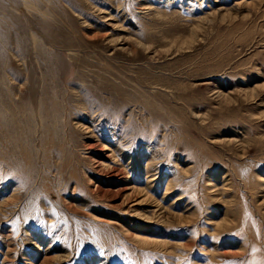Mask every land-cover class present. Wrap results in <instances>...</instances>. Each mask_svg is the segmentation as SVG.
I'll list each match as a JSON object with an SVG mask.
<instances>
[{"label": "rangeland", "instance_id": "obj_1", "mask_svg": "<svg viewBox=\"0 0 264 264\" xmlns=\"http://www.w3.org/2000/svg\"><path fill=\"white\" fill-rule=\"evenodd\" d=\"M0 264H264V0H0Z\"/></svg>", "mask_w": 264, "mask_h": 264}]
</instances>
